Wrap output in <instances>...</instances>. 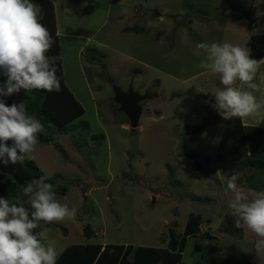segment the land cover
Returning a JSON list of instances; mask_svg holds the SVG:
<instances>
[{
	"label": "rangeland",
	"instance_id": "1",
	"mask_svg": "<svg viewBox=\"0 0 264 264\" xmlns=\"http://www.w3.org/2000/svg\"><path fill=\"white\" fill-rule=\"evenodd\" d=\"M51 1L60 54L48 57L60 60L65 84L84 110L64 134L43 127L39 134L50 141L37 142L33 153L41 171L30 173L33 180L46 177L58 202L77 209L74 219L33 230H47L42 242L56 249L58 264H90L93 250L70 258L69 247L86 243L106 246L117 261L123 254L131 260L138 247L168 249L170 231L185 238L180 264H264L255 238L236 231L224 194L233 172L243 188L264 191V167L245 163L264 156L249 155L247 143L245 156L232 161L242 133L221 141L226 120L208 102L223 86L199 67L197 48L226 41L249 50L262 61L253 83L264 90V0ZM114 86L149 95L136 128L114 102ZM253 95L264 101L260 91ZM10 99L22 101L20 93ZM244 120L264 121V107ZM12 185L0 177V197L18 204L26 197ZM191 214L194 233L185 235ZM98 264L114 263L102 257Z\"/></svg>",
	"mask_w": 264,
	"mask_h": 264
},
{
	"label": "clouds",
	"instance_id": "2",
	"mask_svg": "<svg viewBox=\"0 0 264 264\" xmlns=\"http://www.w3.org/2000/svg\"><path fill=\"white\" fill-rule=\"evenodd\" d=\"M40 6L31 0H0V97L19 94L21 90L59 92L56 67L46 55L54 41L39 21ZM203 59L199 67L219 76L222 88L212 91L215 102L209 101L224 120L245 119L259 114L264 101L258 102L252 91L264 90L253 83L261 60L250 58V51L229 42H201ZM240 83L242 87L234 85ZM264 83V81H262ZM264 121L258 122V125ZM44 128L40 121L27 114L21 102L6 104L0 98V161L5 165L33 159L38 134ZM42 176L27 183L22 194L26 199L10 203L0 197V264H56L57 251L47 240L46 229H34L66 219H74L77 209L61 204L53 185ZM240 176L233 172L224 189L227 207L235 227L250 233L256 255L264 254V191L243 188Z\"/></svg>",
	"mask_w": 264,
	"mask_h": 264
},
{
	"label": "trees",
	"instance_id": "3",
	"mask_svg": "<svg viewBox=\"0 0 264 264\" xmlns=\"http://www.w3.org/2000/svg\"><path fill=\"white\" fill-rule=\"evenodd\" d=\"M32 3L38 4L40 6V15L39 21L42 23L49 31L51 38L58 40V36L56 35L55 27V14L53 3L51 0H31ZM57 36V37H56ZM58 43V41L56 42ZM55 43L52 44L54 46ZM51 46V49L46 54L49 57L57 56L60 54V46L56 45L54 47ZM50 63L56 67V76L60 80V91L56 92H47L43 90H32L30 92H20V96L22 97V101L27 112L35 116L40 123L45 127V131L50 134L51 130H58L60 134H64L66 132V124L70 121L76 119L81 116L84 112L83 107L80 105L79 101L76 99L72 91L65 84L63 74L60 68V60L58 59H49ZM4 77L0 76V82L4 81ZM1 84V83H0ZM18 95V94H15ZM2 97L5 99L6 104L10 106L12 103L11 97ZM20 104V103H18ZM52 122V126L48 125L47 122ZM238 131V132H237ZM240 134L239 145L233 147L232 153V161H239L242 156H245L243 153H247V151H242L241 149L247 145L249 148V155H263L264 156V128L262 127H254V126H242L240 122V118H232L231 120L226 121V126L224 129V133L221 141H224L229 133ZM46 135L38 134V142L44 143L45 141H50ZM248 141V142H246ZM258 158V157H257ZM246 158V164L251 165L252 169H261L264 167V157L259 159ZM260 162V163H257ZM22 164V165H21ZM245 164V165H246ZM23 166V167H22ZM39 168L36 166V162L33 159H26L20 165L15 164H7L5 165L2 161H0V177L5 179H12L13 185L8 187L14 189H18L22 192L23 187L33 180V177L30 173L36 174L37 176L40 174ZM66 189L65 186H61V191L64 192ZM5 191L0 189V193ZM16 195V193L14 194ZM191 218L190 222L187 225L185 230V235L194 233V220L196 216L192 214L189 216ZM50 225H55L54 223ZM88 224L84 226V236L87 239L91 238ZM236 228V227H235ZM238 229L236 228V231ZM37 233V230L34 231ZM170 240L168 242V249L165 247H159V249L155 247H138L135 256L131 258V260H127L123 254V257L117 261V257L114 255H109L108 251H106V246L101 250L100 245L97 243H86L84 246L75 245L69 247L73 253L70 252V258L72 261L81 259L84 255V250H93L92 252H88L90 254L88 257V261L92 259L90 264H98L102 257H105V260L111 259L114 264H180L181 261V252L184 250L185 246V238L180 237L177 239L173 232L170 231ZM123 246V245H121ZM130 246V245H128ZM128 246H126L128 248ZM83 248V253H79L78 249ZM143 250V251H142ZM78 258V259H75ZM124 258V259H123ZM60 260V258H59ZM87 261V262H88ZM160 261V262H159ZM58 264V261L56 262Z\"/></svg>",
	"mask_w": 264,
	"mask_h": 264
},
{
	"label": "water",
	"instance_id": "4",
	"mask_svg": "<svg viewBox=\"0 0 264 264\" xmlns=\"http://www.w3.org/2000/svg\"><path fill=\"white\" fill-rule=\"evenodd\" d=\"M114 102L119 106V110L123 112L129 121L131 128L138 126L139 118L142 113L140 102L148 98L147 93L140 94L131 87L123 92L119 87H113Z\"/></svg>",
	"mask_w": 264,
	"mask_h": 264
},
{
	"label": "crops",
	"instance_id": "5",
	"mask_svg": "<svg viewBox=\"0 0 264 264\" xmlns=\"http://www.w3.org/2000/svg\"><path fill=\"white\" fill-rule=\"evenodd\" d=\"M55 23H56V27H55V31H56V33H57V22L55 21ZM57 35V34H56ZM254 40V38L253 39H250V41H253ZM260 60V59H259ZM240 87H242L241 85H240ZM243 88H244V86H243ZM245 88H247V87H245ZM252 92H255V91H252ZM242 122H241V125L242 126H254V127H262V128H264V125H258L255 121L256 120H248L247 122H249V123H247V122H245L244 123V119H240ZM227 121V120H226ZM226 124V123H225ZM223 126H224V123H223ZM225 129V128H224Z\"/></svg>",
	"mask_w": 264,
	"mask_h": 264
}]
</instances>
